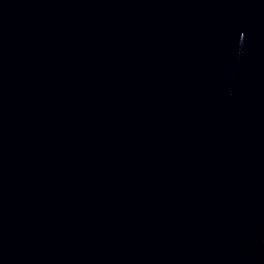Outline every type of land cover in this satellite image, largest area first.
Instances as JSON below:
<instances>
[{
    "label": "water",
    "instance_id": "95a60500",
    "mask_svg": "<svg viewBox=\"0 0 264 264\" xmlns=\"http://www.w3.org/2000/svg\"><path fill=\"white\" fill-rule=\"evenodd\" d=\"M0 264H264V0H0Z\"/></svg>",
    "mask_w": 264,
    "mask_h": 264
}]
</instances>
